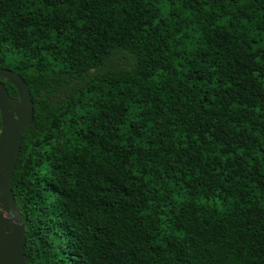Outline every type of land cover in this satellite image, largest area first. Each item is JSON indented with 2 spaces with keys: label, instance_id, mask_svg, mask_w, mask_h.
<instances>
[{
  "label": "trees",
  "instance_id": "obj_1",
  "mask_svg": "<svg viewBox=\"0 0 264 264\" xmlns=\"http://www.w3.org/2000/svg\"><path fill=\"white\" fill-rule=\"evenodd\" d=\"M0 69L25 264H264V0H0Z\"/></svg>",
  "mask_w": 264,
  "mask_h": 264
},
{
  "label": "water",
  "instance_id": "obj_2",
  "mask_svg": "<svg viewBox=\"0 0 264 264\" xmlns=\"http://www.w3.org/2000/svg\"><path fill=\"white\" fill-rule=\"evenodd\" d=\"M0 80L10 83L17 98L8 96L0 81V264H25V228L17 210L11 179L25 130L33 120L27 86L20 76L0 69Z\"/></svg>",
  "mask_w": 264,
  "mask_h": 264
}]
</instances>
